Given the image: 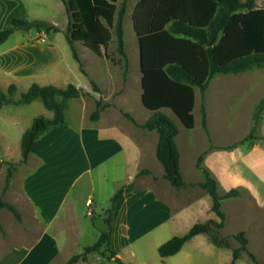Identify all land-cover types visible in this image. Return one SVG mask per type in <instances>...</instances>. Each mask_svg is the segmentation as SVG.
Here are the masks:
<instances>
[{
  "label": "crops",
  "instance_id": "1",
  "mask_svg": "<svg viewBox=\"0 0 264 264\" xmlns=\"http://www.w3.org/2000/svg\"><path fill=\"white\" fill-rule=\"evenodd\" d=\"M45 2L56 8L59 13L64 12L66 17L68 16L63 0H0V29L8 27L14 17H26L30 20L45 21L49 28L57 27L55 32L59 33L58 22L51 16L45 17ZM138 2L132 4L131 0H128L124 22L130 20L133 23V11ZM256 5L259 8L264 7V0H256ZM19 7L23 9L22 13L18 12ZM41 34L46 37V32H38V37ZM8 41L9 39L0 46ZM29 46L28 41H20L7 47L3 52L7 57L2 62L0 70L45 74L49 68L60 65L57 67V78H54L57 81L39 84L61 87L60 82L65 80L64 87L72 83L85 94L68 101V108L65 111L66 124L45 132L34 145L27 162L23 163L20 172L18 171L21 204L28 213V220L24 228L19 226L15 232H11L10 238L16 240L14 248L0 259V264H49L57 255L74 250L78 244L79 226H82L81 218L78 216L80 210L103 203L97 195L94 171L101 167L106 168L110 163L115 171L119 170L120 166L124 167L128 176L125 185L124 183L121 185L119 180L114 182L119 186L117 190L125 186L123 196L116 204L112 230V249L119 257L125 246L167 222L171 225L168 226L171 230L185 234L196 223L210 219L220 220L212 211V197L198 185L203 181V177L199 176L192 181L184 177L189 185L173 188L164 177L163 166L157 158L158 133L153 130L128 128L119 120L120 107L115 98L120 92L119 76L122 77V74L119 73L117 65L100 62L102 58L82 43H77L76 46L80 61L74 58L71 49L73 62L68 61L67 55L63 57L61 52L52 46L47 48L36 46L32 49ZM11 57L17 62L13 68L8 65ZM248 78H230L224 85L222 84L228 87V90L217 89L212 96L210 92L215 78L210 81L204 96L207 129L202 125L201 137L199 135L191 137L190 144L197 145L198 141L202 144L200 153L193 160L194 167L201 172L196 164L199 157L203 156V165L210 169L219 181V190H223L222 194L219 192L221 195L235 187L241 190V196L237 199L242 198L247 192L262 208L263 191L232 170L233 149L222 148L211 142L212 126L220 127L222 123L225 125L224 121L232 118V114L234 116L242 111V103L247 101L250 92L241 97V102H236L232 88L245 86L251 80ZM93 83L98 86L99 92L92 91ZM256 83L258 82L255 81ZM105 87L108 88L106 92ZM99 101L103 104L110 102L111 105L103 107L99 118L92 120L91 109L93 107L95 110L96 106L92 104ZM71 110L77 113L76 117L74 113L72 119L68 115ZM10 120L20 132L21 138L33 122L17 115L10 117ZM185 129L188 132L196 130V117L194 128ZM186 142L179 131L176 143L180 152L181 172L182 147H185ZM143 170L149 172L142 175ZM102 176L107 179V173L102 172ZM144 192V196H138ZM174 192L180 193L184 198L182 203L177 199L179 195L174 196ZM88 200H92L90 206L87 205ZM18 210L22 216V210L19 208ZM88 214L90 215L91 211ZM28 228H32V231L30 232ZM35 229L38 231L33 232ZM28 236L33 239L32 243H28L29 238L26 239ZM124 242L128 243L124 246ZM185 245L197 249L212 247L229 249L215 245L209 233L198 234ZM75 252L81 251L78 249ZM77 253L71 251L67 258Z\"/></svg>",
  "mask_w": 264,
  "mask_h": 264
},
{
  "label": "trees",
  "instance_id": "2",
  "mask_svg": "<svg viewBox=\"0 0 264 264\" xmlns=\"http://www.w3.org/2000/svg\"><path fill=\"white\" fill-rule=\"evenodd\" d=\"M63 1L69 15L66 39L76 60L80 61L75 44L82 43L99 57L115 61L109 54L114 39L118 53L126 55L124 19L128 0ZM132 17L134 31L141 42V98L145 108L151 111L150 117L141 127L158 133L156 154L163 166L164 177L175 188L187 187L189 184L181 172L180 152L176 143L180 130L163 110L173 111L187 129H192L195 126V87L200 89L204 99L215 75L245 73L264 67V7H257L256 0H141L134 8ZM32 29L38 32L57 31V27L49 28L45 21L14 17L8 27L0 29V45L17 30ZM93 87L99 91L95 83ZM16 91L15 84H11L7 92L0 87V107L30 104L40 99L53 112L52 118L43 115L35 117L30 128L22 135L21 162L26 163L34 145L45 132L66 124L68 101L83 96L84 91L72 83L58 87L37 82L32 83L19 99H14ZM107 105L97 102V109L91 119L97 120L101 109ZM201 111L202 125L207 129L204 102ZM263 114L264 98L254 110L251 132L238 145L257 139L253 131L259 127ZM237 144L222 148H235ZM202 162L203 156H200L196 166L203 175V181L198 185L212 197V211L220 220L196 223L185 234L175 235L161 244L158 252L162 259L176 255L188 241L201 233H210L215 245L229 247L227 237L219 232L227 219L222 203L224 199L240 197L241 190L234 187L221 195L218 179ZM10 178L11 171L6 178V187ZM124 189L125 186H121L111 198V206L106 210L107 229L101 232L94 244L85 246L82 253L73 255L63 264L87 262L90 253L104 247L108 259L116 264H127L112 249L111 244L114 211ZM2 208H8L18 221L22 220L15 205L0 199V210ZM0 230H3L1 222ZM236 238L240 246L233 250L229 264H236L242 253H248L253 263L260 264L248 250L246 233L241 230Z\"/></svg>",
  "mask_w": 264,
  "mask_h": 264
},
{
  "label": "rangeland",
  "instance_id": "3",
  "mask_svg": "<svg viewBox=\"0 0 264 264\" xmlns=\"http://www.w3.org/2000/svg\"><path fill=\"white\" fill-rule=\"evenodd\" d=\"M138 1L140 0H131V3L133 4ZM44 5L45 17L51 16L58 22V25L60 26L59 33L50 30L41 31V33L46 32L47 41L43 42L42 38L44 35L41 34L38 37V32L35 29H32L30 32L17 30L16 33L9 37V41L6 44L0 46V68L2 62L6 60L5 57H7L3 55L4 50L20 41H28L30 43V49L35 48L36 46L40 48L52 46L57 48L63 57L64 55H67L69 57L68 61L73 62L71 57V47L65 38L68 27V25L66 26V22H69V15L67 18L64 12L59 13L56 8L51 7V5L47 2H45ZM18 12L22 13L23 9L19 7ZM124 32V50L126 55L123 56L118 53L116 41L114 39L111 42L109 54L115 61L111 58L101 57L102 59L100 62L114 63L119 67V73L122 74V77L119 76L120 92H118V96L115 98L120 107L119 120L128 128L133 127L144 129L141 125L148 120L151 112L143 106L141 100L143 89L141 85L142 74L140 70L139 44L134 31L133 23L130 20L124 22ZM30 37L32 38L30 39ZM75 46H77V43ZM9 62L10 63L8 65L12 68L14 67V64L17 63L14 62L13 58L12 60H9ZM59 66L60 65L57 67ZM57 67L55 66L49 68L45 74H30L25 72L14 73L13 70L8 71L1 69L0 87L7 92L9 86L11 84H15L17 91L14 95V99H19L21 94L26 92L30 85L34 82L43 84L57 81L54 80V78H57L58 75ZM124 67H127V69L124 70ZM246 77H249L248 80L251 79L249 80V83H246L245 86L240 88H232L233 98L236 102H241V97L250 92L249 97L246 99L247 101L242 103V111L240 110L241 112L238 111V114L234 116L232 114V118L230 117V119H226L224 122L227 125L222 123L220 127L212 126L211 142H214L216 145L221 147L233 146L239 143L247 134L251 132L253 128L252 114L254 108L264 97V67L252 69L247 71V73L218 74L214 77L215 81L212 83L210 92L211 96L214 94L215 90L227 91L228 87L223 85L225 81L230 78ZM259 80L261 82H259ZM64 81L65 80L60 82L61 87L65 86ZM255 81L258 83L255 84ZM104 90L106 92L108 88L105 87ZM92 91L99 92L95 90L93 86ZM195 91L196 107L194 115L196 117V130L194 132H188V130L185 129V126L179 121L173 112H171V110H163L176 122L182 138L187 140L185 147H182V172L183 176L188 181L196 180L199 176L201 178L203 177L202 173H199L193 164L194 158L201 151L202 144L199 141L197 142V145L192 146L190 144L192 139L191 137L196 135L200 136L202 129L201 106L204 99L202 98L198 87H195ZM90 102H92V100H90ZM100 103L102 105L108 104L107 106L111 105L110 102L104 104L102 102ZM92 105H96V110L97 102ZM91 110L90 116L95 111L93 107ZM74 113L76 117V111L71 110L69 112L68 115L70 119L74 117ZM16 115L27 118L30 121L39 115H43L48 118L53 117V113L44 106L40 99L35 100L31 104H8L0 108V199L17 206L23 212L22 220L18 221L8 208H2L0 211V222L3 229L0 230V259L14 248L13 246L16 240L10 238L11 232H15L19 226V228H24L28 220V213L21 204L22 196L18 187V178L20 175L18 171L23 165L21 162L22 158L20 149L21 134L10 120V117ZM253 135L254 137H257V139H251L250 141H252V143L250 141H246L242 144H237L235 149L232 147V170H234L236 175H240L241 177L250 180L264 193V114L259 127L253 131ZM188 145H190V147H188ZM255 146L257 147L255 148ZM9 171H11V178L8 186L6 187V178ZM102 172H104V174L107 173V179L103 178ZM125 172L126 170L124 167L122 168V166H120L119 170L115 171L114 168H112V163H110L106 168L101 167L94 171L97 185V195L103 203L98 204L93 208L88 207L80 210L78 216L81 218L82 226H79L80 234L77 236V246L74 250H68V253L66 252L57 255L49 262V264H63L68 260L67 256L70 255L69 253L71 251L73 253H77L75 251L79 249V251H81L80 253H82L85 246L92 245L98 240L101 232L107 229V225L105 223V218L107 217L106 210L111 206V197L117 192V187H119L116 186V183L114 184V182L115 180H119L121 181V185L123 183L125 185L128 181V176ZM148 172H144L143 170L141 174L145 175ZM219 192L222 194L223 190H219ZM174 193L177 194H174V196L179 195L177 199L182 203L184 198H182L181 194L177 192ZM144 194L145 192L138 196L141 197L144 196ZM242 196L243 197L240 199H224L222 203L223 210L228 213V217L225 221V226L221 228L219 232L222 236L227 237V241L229 242V247L227 248L229 249H221L218 247H212L211 249H197L192 246L185 245V247H183L176 255L162 259L158 252L159 246L173 236L183 234L182 232H174L171 230V228L168 227L171 225L167 222L163 226L147 233L127 246L125 245L128 242H124L123 245L125 248L120 252V258L127 264H229L233 256V250L240 246V242L236 238V235L239 231L243 230L249 240L248 250L256 256L258 263L263 264L264 206L262 208L259 207V205H257L255 200L250 197L247 192H245ZM171 198L174 197L171 196ZM90 211L91 214L89 215L88 212ZM120 217H122V215H120ZM31 229H29L30 232L32 231ZM36 230L37 229L33 232H36ZM29 236L26 239L29 238L28 243H32L33 239ZM241 257L242 258L237 261V264H255L250 259L248 253H242ZM77 264L116 263L111 259H108V252L104 247L100 251L90 253L87 262H79Z\"/></svg>",
  "mask_w": 264,
  "mask_h": 264
},
{
  "label": "water",
  "instance_id": "4",
  "mask_svg": "<svg viewBox=\"0 0 264 264\" xmlns=\"http://www.w3.org/2000/svg\"><path fill=\"white\" fill-rule=\"evenodd\" d=\"M138 44H139V55H140V65H141V42L140 39H138ZM141 67V66H140ZM143 106L145 107L143 101H142ZM173 112V111H171ZM173 114L179 119V121L182 123V121L180 120V118L173 112ZM183 124V123H182Z\"/></svg>",
  "mask_w": 264,
  "mask_h": 264
},
{
  "label": "built area",
  "instance_id": "5",
  "mask_svg": "<svg viewBox=\"0 0 264 264\" xmlns=\"http://www.w3.org/2000/svg\"><path fill=\"white\" fill-rule=\"evenodd\" d=\"M42 41L43 42L46 41V37L45 36L42 38ZM91 204H92V200H88L87 205L90 206Z\"/></svg>",
  "mask_w": 264,
  "mask_h": 264
}]
</instances>
